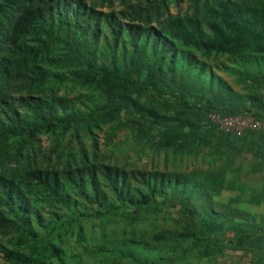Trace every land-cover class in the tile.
I'll list each match as a JSON object with an SVG mask.
<instances>
[{
  "label": "rangeland",
  "instance_id": "rangeland-1",
  "mask_svg": "<svg viewBox=\"0 0 264 264\" xmlns=\"http://www.w3.org/2000/svg\"><path fill=\"white\" fill-rule=\"evenodd\" d=\"M230 1L246 2L249 14L264 19V0H83L84 12L94 11L101 18L100 25H95L94 19L83 22L86 28H99V36L90 43L91 51L76 56L70 50L77 47L82 33H62L51 50L52 60L44 64L52 77L39 95L54 103L58 128L55 132L41 133L27 144L19 160L0 167V172L14 176L27 192L34 207L31 210L34 235L23 230L0 231L1 245L30 258L27 264H264V137L245 141L222 135L219 143L212 137L196 144L168 137L163 133L167 128L184 126L187 130L202 123L198 110L193 108L194 97L180 89L174 93L167 87L157 91L154 85L162 87L167 79L156 77L153 86H149L145 69L137 70L139 57L145 66L157 59L156 65L160 64L151 44H136L133 32L148 28L165 35L170 42L161 65L166 75L174 65V76L178 79L187 66V53H191L195 56L194 65L198 66L194 75L200 73L197 71L200 65L206 66V75H201L205 92L210 89V72L214 81L211 95L215 94L218 77L230 103L240 104L244 110L261 108L264 64L256 62L264 59V40L260 47L245 51L246 57L251 54L256 60L247 64L243 63L242 55L236 56L235 51L242 52V47L207 54L172 36L168 30L170 22L192 18L201 22L209 38L223 40L217 31L220 28L226 33L232 31L226 17L215 12ZM170 54L174 61L167 58ZM125 76L137 79L142 89L137 90L129 83L116 82L117 85L111 86L107 81L110 77ZM20 86L15 83L10 89L13 106L21 115H27L28 108L18 97L29 96L32 102L39 95ZM229 106L225 109L230 110ZM141 109L156 114L163 124H159L161 128L145 132L148 129H143L145 119L140 115ZM103 113H111V118H104ZM0 118L6 126L13 125L9 111L0 112ZM94 165L120 168L130 174L160 171L203 180L211 192L213 208L209 209L235 214L231 220L246 218L238 222L249 223L248 233L254 234L250 242L261 246L235 247L243 242L244 231L227 230L224 223L227 216L212 214L215 230L199 223L190 209L175 204L180 192L173 191V186L163 193L158 191V203L147 209L136 212L129 205L103 215H82L101 208L95 200L79 194L84 188L93 194L89 170ZM75 169L83 171V182L74 184L65 177L64 172ZM96 174L102 180L101 173ZM55 176L59 177L62 194L69 196L70 206L43 183L42 178L51 181ZM131 180L132 195L138 189L148 191L141 182ZM221 180L232 188L222 190L221 194L213 192ZM103 186L108 199L119 204L109 183ZM1 215L14 218L4 205L0 206ZM135 242L150 246L151 254L142 251L140 245L141 250L136 251ZM215 242L222 251L202 255L207 249L217 250L218 247L209 246ZM47 243L60 248L61 256L48 250ZM0 264L21 263L5 260L0 252Z\"/></svg>",
  "mask_w": 264,
  "mask_h": 264
},
{
  "label": "trees",
  "instance_id": "trees-1",
  "mask_svg": "<svg viewBox=\"0 0 264 264\" xmlns=\"http://www.w3.org/2000/svg\"><path fill=\"white\" fill-rule=\"evenodd\" d=\"M74 4H77V7H74ZM83 5V0H0V112L9 111L11 122L13 123L12 126H6L0 118V167L19 160L27 144L38 138L41 133L55 132L57 130L59 116L54 103L47 97L39 95V92L42 91L47 81L52 77L50 70L44 64L48 60H52L51 50L53 45L62 38V33L72 32L76 34L78 31L82 33L77 47L70 50L76 56L83 54V52L89 53L91 51L90 43L99 36V28H86L83 22L94 19L97 20L94 24L100 25L101 18L98 14H94V11L86 14L82 9ZM245 5H247L246 2L239 4L230 1L224 3L221 9L215 12L217 16L224 15L226 17L225 20L232 31L231 33H226L220 28L217 33L223 40L209 38L201 22L192 18L186 22L182 19L172 21L168 25V30L172 36L182 38L186 43L194 45L204 53L211 54L223 48L235 51L236 48L242 47V52L235 51L236 56L242 55L243 63L256 62L251 54H248L250 57H246L245 53L247 54V52L245 51L262 45L261 41L264 40V19L253 17L255 14H249L250 10ZM109 23L112 24V20ZM112 25L115 27L114 24ZM133 34L137 38L136 44H139V42H142L141 45L151 44L155 58L158 57L160 60L158 66L156 65L158 59L156 62L145 66L142 58L139 57L137 59V70L140 72V70L145 69L143 73L148 85L153 86L152 82L154 79L161 76L167 79L165 81L166 84H163L162 87L154 85L157 91L161 92L164 87H167L173 89L172 93L180 89L187 92L189 97L193 96V108L198 110V115L202 122L196 128L190 127L187 130L184 126L173 129L167 128L164 130V134L182 142H187V144L203 143L212 137H215V141L219 143L222 135L231 140L245 141L248 139L254 141L256 137H264V131H248L244 136H237L234 133L222 131L218 124L214 123L209 117L210 114L217 113L222 117L254 116L257 119L264 120V104L259 109L244 110L240 104L230 103L226 100L225 88L222 89L220 86L223 82L218 77L215 79L217 83L215 94L211 95L214 81L210 72L209 76H212L211 81H209L210 89L205 92V84H202L204 78L201 75H206V66L200 65V70H197L200 73L194 75L198 66L194 65L195 56L191 53H187V57H189L187 66L183 68V72L178 79L174 76V65L171 66L173 68L169 69L166 75V72H162L163 67L161 65L166 59L165 56L168 55L166 53L170 47V42L167 41L168 37L165 35L160 36L157 31H150L148 28H141L140 31L133 32ZM169 56L167 58H172L174 61L172 54ZM72 61H75V58ZM256 63L264 64V59L257 60ZM258 77H260V74H258ZM107 81L111 86L117 85L116 82H118L120 85L129 83L137 90H141L143 87L137 79L126 76L123 78L110 77ZM15 83L21 85L20 89H29L30 93L33 91L39 95L32 102L29 96L21 94L18 97V100L20 99L27 106V115H21L13 106L14 97L10 89ZM198 83L200 86L196 88L199 85ZM226 106L231 109H225ZM142 111L143 113L140 115L145 119L143 129H148L145 132H152L153 129L161 128L159 125L161 122L156 114L146 109H141ZM144 115L148 116V118H145ZM102 116L111 118V113H103ZM89 171L93 194L86 192L85 188L79 190V194L86 199L95 200L101 208L92 209L91 212L82 215H103L111 210L129 205H132L133 210L136 212L142 208L147 209V206L151 207L154 203H158L156 199L158 191L163 193L168 190L169 186H173L175 188L173 191L180 192L179 198L174 203L184 209H190L192 217L197 218L199 223L204 224L210 230H215L216 224L211 220L212 214H216L217 217L227 216L228 218L224 217L225 220L227 219L224 222L227 230L244 231L241 236L243 242H238V246L235 247H257L255 242H250L254 234L248 233L249 223L242 224L238 222V219L244 221L246 218L231 220V216L235 214H224L223 212L209 209L212 207L210 201L211 192L203 180L199 181L185 174H172L160 171L130 174L125 170L110 166L98 168L94 165ZM82 172L80 169H75L68 170L64 174L68 180L75 184L79 181H84ZM96 172L101 173L103 176L102 180L99 179ZM79 176L80 180H78ZM131 179L141 182L147 187L148 191L144 193L138 189V193L132 195L130 190L133 182ZM42 180L44 184L53 190L60 201L68 206L71 205L68 200L69 196L61 192L59 177L55 176L51 181L43 178ZM106 183H109L120 202L119 204H115L116 201L113 199H108L107 190L103 186ZM230 188H232L231 185L225 184L221 180L219 184H215L212 191L221 194L222 190ZM196 198H200V201ZM2 205L6 206L14 218H6L1 215L0 231L23 230L28 235H34L31 215V210L34 208L33 204L30 202L25 189L17 182L14 176L4 172H0V206ZM217 243L209 245L212 246L210 248L218 247L217 250L207 249L202 252V255H216V251H222L221 245ZM139 245L143 249L142 251H145L146 254H151L152 248L143 242H135L136 251L141 250ZM260 246L261 244L258 247ZM45 247L53 251L57 256L62 254V250L53 244L47 243ZM0 252L5 260H16L21 264H27L28 261H31L25 255L1 244Z\"/></svg>",
  "mask_w": 264,
  "mask_h": 264
},
{
  "label": "built area",
  "instance_id": "built-area-1",
  "mask_svg": "<svg viewBox=\"0 0 264 264\" xmlns=\"http://www.w3.org/2000/svg\"><path fill=\"white\" fill-rule=\"evenodd\" d=\"M210 119L218 124L225 132H231L237 136H244L248 131H264V120L254 116H226L217 113L209 115Z\"/></svg>",
  "mask_w": 264,
  "mask_h": 264
}]
</instances>
